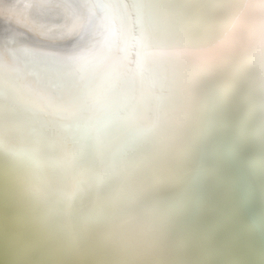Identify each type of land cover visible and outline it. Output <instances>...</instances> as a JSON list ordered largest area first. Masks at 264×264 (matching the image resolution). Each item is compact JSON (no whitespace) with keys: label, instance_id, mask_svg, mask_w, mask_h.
I'll return each instance as SVG.
<instances>
[{"label":"bare ground","instance_id":"1","mask_svg":"<svg viewBox=\"0 0 264 264\" xmlns=\"http://www.w3.org/2000/svg\"><path fill=\"white\" fill-rule=\"evenodd\" d=\"M0 264H264V0H0Z\"/></svg>","mask_w":264,"mask_h":264}]
</instances>
